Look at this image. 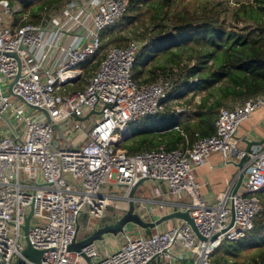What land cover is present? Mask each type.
I'll list each match as a JSON object with an SVG mask.
<instances>
[{"label": "built area", "instance_id": "1", "mask_svg": "<svg viewBox=\"0 0 264 264\" xmlns=\"http://www.w3.org/2000/svg\"><path fill=\"white\" fill-rule=\"evenodd\" d=\"M21 1L12 6L0 0V264H17L19 259L23 264H150L156 258L215 264L212 255L224 240H240L254 228L262 208L257 194L264 190V146L248 152L241 190L236 194L228 190L216 204L201 195L195 170L216 152L225 162L245 156L237 132L264 107V94L222 107L215 134H197L190 147L167 149L162 144L130 153L122 145L134 134L131 126L166 112L173 87L164 76L149 84L134 77L141 44L131 41L126 47H111L86 85L70 89L82 76L80 67L96 56L102 33L127 12L128 0H90L83 9L74 0L58 12L44 14L40 24L1 27L5 17L21 12ZM11 53H17L22 64L13 86L16 95L9 94V85L19 73ZM188 111L184 105L175 107L176 114ZM87 112L99 113L91 127L92 114L83 121L72 117L84 118ZM55 123L65 137L53 128ZM141 179L165 184L178 201L189 197L183 210L190 211L206 240L180 220L148 237L125 233V241L115 251L101 253L100 242L81 252L68 250L80 239L83 217L85 237L106 221L116 200L129 198ZM137 203V212L152 221L154 208L142 207L149 201ZM32 205L28 237L33 248L43 252L40 263L23 254V225ZM232 210L234 225L222 233L231 223Z\"/></svg>", "mask_w": 264, "mask_h": 264}, {"label": "trees", "instance_id": "2", "mask_svg": "<svg viewBox=\"0 0 264 264\" xmlns=\"http://www.w3.org/2000/svg\"><path fill=\"white\" fill-rule=\"evenodd\" d=\"M74 0H22L21 12L9 25L40 24L44 14L60 11ZM178 0H128L127 12L108 26L101 35L96 56L84 65V77L95 74L111 47H126L131 41L121 32L132 27V34L142 48L134 66V77L149 84L162 75L180 69L176 89L194 120L180 123L177 118L158 115L146 117L134 135L122 146L130 153L151 150L164 144L167 149L190 147L197 134H215V123L222 107L235 106L264 94V0L236 3L233 21L239 26L228 29L221 19L227 10L205 0L194 9L173 12ZM183 76V77H182ZM74 87V88H75ZM73 88V87H71ZM191 95L190 97H188ZM167 121V122H166ZM179 126L183 131L175 130ZM261 210L254 228L237 241L224 240L212 255L215 264H264V190L258 194ZM151 236V230H147ZM247 251L249 255L245 254ZM248 256V257H246Z\"/></svg>", "mask_w": 264, "mask_h": 264}, {"label": "crops", "instance_id": "3", "mask_svg": "<svg viewBox=\"0 0 264 264\" xmlns=\"http://www.w3.org/2000/svg\"><path fill=\"white\" fill-rule=\"evenodd\" d=\"M81 68H82L80 71L82 75L81 77H83L84 65ZM81 77H79L76 81H74V83L79 82L81 80ZM84 79H86V77H84ZM74 83L73 86H70L73 88L70 89H82L86 85L80 83L77 87H75ZM90 114H92V121H89V127H91L94 120L98 118L97 115L99 113L87 112L86 116L84 117V120L88 118ZM175 116L180 121L181 124L186 122H191L194 120L193 113L190 111L186 112L185 114H176ZM175 130L181 131L182 134H184L183 131L180 129V127L178 129L175 128ZM237 139H238V145L244 150L247 149L249 145L248 143L249 141L258 142V144L252 145V148L254 147L256 148L261 145L259 143L261 141H264V107L255 111L250 117V119L242 123V125L240 126L237 132ZM262 146H264V144H262ZM186 147L182 145L178 148H186ZM239 162L240 159L239 160L234 159L231 162H225L223 155L220 152H216L211 154L208 163L206 165L199 167L195 170L196 180L200 184V193L210 204H216L219 201V199L222 197V195L226 193L228 190H231L232 192L234 191L240 178V169L237 165ZM244 164H246V161ZM244 173H245V177L241 187L239 188V191L244 185V182L247 177L245 171ZM136 196L142 200L145 199L149 201V203L147 204L146 203L142 204V207H147L149 209L154 208V212L151 213V217H152L151 220L157 219L158 217L166 213L176 211L180 208L182 209L184 207L187 208V204H189V197H184L183 200L178 201L170 193L168 187L165 184L160 185L157 181L154 180L145 181L142 184V186L138 189ZM138 206L139 204L136 203V207ZM114 219L115 218H110V219L106 218V221L112 222L114 221ZM180 223H181L180 220L170 221L168 223L169 227L167 229L171 228L172 226L178 225ZM144 235L148 236L147 230ZM112 236L114 235H107L105 237L104 242H100L101 248L103 247L106 250L115 251L119 249V247L124 242L123 239H125L126 237L124 234H120L119 235L120 238L118 239ZM119 240L122 241L120 244H119ZM174 254H177V252H175ZM150 264H191V261L176 260L171 263L170 261H164L162 258H156Z\"/></svg>", "mask_w": 264, "mask_h": 264}, {"label": "water", "instance_id": "4", "mask_svg": "<svg viewBox=\"0 0 264 264\" xmlns=\"http://www.w3.org/2000/svg\"><path fill=\"white\" fill-rule=\"evenodd\" d=\"M21 49H25L27 50V48L21 44L20 45ZM13 56L17 61H18V65H19V73L17 76H15L14 80L11 82V84L9 85V94L11 95H16L13 92V86L15 84V82L19 79L20 77V72H21V60L19 58V55L17 53H11L8 54ZM21 98V97H20ZM37 109H40L38 107H35ZM44 111L46 118L48 120H50L49 118V114L47 113V111H45L44 109H41ZM74 119L77 120H84L83 117H78L76 115L72 116ZM71 118H67L64 123L68 122ZM5 120L12 125V122L10 121V119H8L7 117H5ZM53 128L55 130H57L60 135L62 137H65L64 135V130L60 127V124L55 123L53 124ZM249 145L247 147V149H245V156L240 159V162L237 164L239 169H240V178L238 181V184L236 185L233 193L236 194L239 191V188L242 185V182L244 180L245 177V173H244V163L248 157V152L251 150L252 145L258 144V142H248ZM259 144H264V141H261ZM148 179H141L140 181H138V183L132 187L130 193H129V198L126 199L125 201L127 202V209L124 212V214H122L120 217H118L115 221L112 222H103L99 227L93 229V231L91 233H89L87 236L80 238V239H75L69 246L68 250L69 251H76V252H81L82 249L93 243V242H101L105 239V237L107 235H114V236H119L120 234H125L126 233V229L129 225H134L137 226L139 228H142L144 230H153L156 229L160 226H162L163 224L170 222V221H174V220H182L186 223H188L193 231L196 233V235L201 239V240H206L204 237H202L197 229L195 220L193 219V217L190 214V211L188 209H178L176 211H172L170 213H166L160 217H158L155 220L152 221H147L145 220L140 213L137 212V207H136V203L137 201L140 199L136 196V193L138 191V189L142 186V184L147 181ZM33 216V205L31 206L30 212L26 215L25 217V223L23 225V229L25 232V237H26V241H27V246L23 251V254L30 257L32 261L36 262V263H40L41 262V257L43 252L40 250H37L35 248H33V246L31 245L30 241H29V237H28V233H29V229H30V222ZM234 210H232V219H231V223L229 225V227H227L226 229H224L222 231V233L227 232L233 225H234ZM80 225H77V232L79 231ZM219 235H215L212 237V241H214ZM17 264H23L21 259L18 260Z\"/></svg>", "mask_w": 264, "mask_h": 264}, {"label": "rangeland", "instance_id": "5", "mask_svg": "<svg viewBox=\"0 0 264 264\" xmlns=\"http://www.w3.org/2000/svg\"><path fill=\"white\" fill-rule=\"evenodd\" d=\"M10 5L12 6H15L16 4H18L21 0H8ZM82 1V2H81ZM90 0H76V3H79L81 4L82 6V9L89 3ZM205 0H178L177 1V4L173 5L172 6V11L173 12H180L182 11V9L185 7L186 9H194L196 7L199 6V4L201 2H203ZM213 2L215 3H218V2H223L224 5H220L219 8L222 10L224 8V6L226 7V11L225 13L222 14L221 16V19L224 21L226 27L228 29L230 28H236V27H243L244 24L241 23L239 26L233 21V17H232V11L233 9H235L236 7V3L239 2V1H247V0H212ZM11 18V17H10ZM10 18L9 17H5L4 20H3V23L4 24H1V27H8L6 24H9L10 22ZM132 27H128L125 31L121 32V36H124L126 37V40L124 42L127 43L129 42L130 40H137L135 38V36L132 34ZM141 44V47H142V43L140 42ZM81 68V67H80ZM134 73H135V70H134ZM161 76H164L166 77L169 81H170V84L171 86L173 85V87H171L170 89V95H169V99H168V102H167V111L164 112V113H161L157 116V119L161 122H163L162 119H164L163 117H170L168 118V122L169 123L171 121V119L173 118H176V112H175V107L177 105L181 106L183 105L185 102H186V98H181L179 97L180 95L176 94L177 93V89H176V86H177V83H183L182 80H180V69H175V72L173 73V75H162ZM160 76V77H161ZM183 77V76H182ZM89 77H87L86 79H83V81L81 82V84H86L87 83V79ZM71 88V87H70ZM191 95H189L188 97H190ZM186 104V103H185ZM42 119H45V117L43 116ZM144 121H146L145 118L142 119V121H139V122H135L131 127H132V132L135 133L137 129V127H139L141 125V122L143 123ZM134 135V134H133ZM119 192L122 193L123 192V189H119ZM149 192V190H148ZM127 208V202L126 201H123V200H116V202L114 204H112L110 206V208L108 209L107 211V218L110 219V218H115L114 221L120 217L122 214H124L125 210ZM117 216V217H116ZM95 223H93V225H97V221L94 220ZM81 223H82V228L80 229L79 231V238H83L85 233H84V226L86 225L87 223V220L86 218H82L81 219ZM169 223V222H168ZM168 223H165V226L163 224V226H160L156 229H153L151 230V233L150 234H154V233H157L158 231H164L166 230L169 225ZM93 231V230H92ZM128 235L132 236L133 238H137L138 236H145L144 234L146 233V230L142 229V228H139L137 226H134V225H129L127 227V232ZM112 237H115L116 239L120 238V236H112ZM148 237V236H147ZM105 240V239H104ZM101 241V242H104ZM123 241H125V239H123ZM122 241L119 240V244L121 243ZM24 244L27 246V241H26V238L24 239ZM117 248V247H116ZM101 253H103L106 249L105 248H100L99 249ZM248 253V254H247ZM245 254L249 255L250 252L247 251ZM248 257V256H246Z\"/></svg>", "mask_w": 264, "mask_h": 264}, {"label": "bare ground", "instance_id": "6", "mask_svg": "<svg viewBox=\"0 0 264 264\" xmlns=\"http://www.w3.org/2000/svg\"><path fill=\"white\" fill-rule=\"evenodd\" d=\"M91 232H92V231H91ZM91 232H90V233H91Z\"/></svg>", "mask_w": 264, "mask_h": 264}]
</instances>
